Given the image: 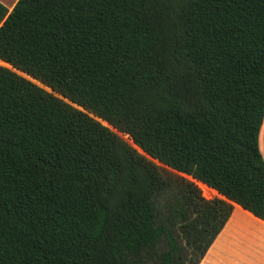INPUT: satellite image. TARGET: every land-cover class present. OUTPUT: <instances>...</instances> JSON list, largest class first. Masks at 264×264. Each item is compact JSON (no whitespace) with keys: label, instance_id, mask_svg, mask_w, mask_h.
Wrapping results in <instances>:
<instances>
[{"label":"trees","instance_id":"trees-1","mask_svg":"<svg viewBox=\"0 0 264 264\" xmlns=\"http://www.w3.org/2000/svg\"><path fill=\"white\" fill-rule=\"evenodd\" d=\"M263 115L264 0L0 4V264H199Z\"/></svg>","mask_w":264,"mask_h":264},{"label":"rangeland","instance_id":"rangeland-1","mask_svg":"<svg viewBox=\"0 0 264 264\" xmlns=\"http://www.w3.org/2000/svg\"><path fill=\"white\" fill-rule=\"evenodd\" d=\"M123 139L127 141L126 136H123ZM148 160L153 162V164L157 167L159 174L164 179L182 176L194 182L196 185H200L191 178L178 174L165 167L164 165L158 163L157 161L151 160L150 158H148ZM158 210L161 211L160 206H158ZM237 217L243 219V221H241L242 223L238 222ZM245 245L251 248L250 251H245V249L242 248ZM220 248L226 250L229 256L225 254L220 255ZM208 250L209 252L206 254L205 264H220V259L221 262L223 260L232 263L234 260H232L231 258L244 261L253 257L259 264H264V225L256 221L246 213L240 211L233 205V211L231 213L229 221L226 223V227L216 237L213 245ZM234 250L243 251L245 253H235L233 252Z\"/></svg>","mask_w":264,"mask_h":264},{"label":"crops","instance_id":"crops-1","mask_svg":"<svg viewBox=\"0 0 264 264\" xmlns=\"http://www.w3.org/2000/svg\"><path fill=\"white\" fill-rule=\"evenodd\" d=\"M18 0H0V4L2 5V6H4L7 10H8V12H10L11 11V9L13 8V6L15 5V3L17 2ZM258 147H259V152H260V154H261V157H262V159H263V162H264V115H263V120H262V123H261V126H260V129H259V135H258ZM229 221V220H228ZM226 227V224H225V226L223 227V229ZM222 229V230H223ZM221 230V231H222ZM220 234V233H219ZM214 243V242H213ZM213 245V244H212ZM211 245V246H212ZM210 246V247H211ZM242 248H244L245 249V251H247V250H249L250 251V249L251 248H249V246H247V245H245L244 247H242ZM221 250H220V255H222V254H225V255H228V252H226V250H223L222 248H220ZM209 252V250H207V252H206V254ZM233 252H235V253H241V254H243V253H245V252H243V251H238V250H234ZM252 253V252H251ZM206 254L204 255V257H203V260H201V263H199V264H205L206 263ZM229 256V255H228ZM231 258V257H230ZM254 258V257H253ZM253 258H249V259H246V260H244V261H242V260H239V259H233V258H231L232 260H234L232 263H229V262H227V261H223L222 260V262H221V259H220V264H259L258 262H256L255 261V258L253 259Z\"/></svg>","mask_w":264,"mask_h":264}]
</instances>
